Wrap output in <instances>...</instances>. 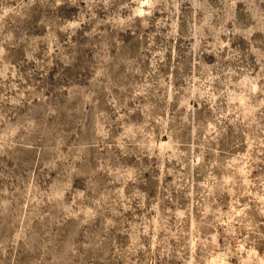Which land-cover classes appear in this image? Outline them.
Returning a JSON list of instances; mask_svg holds the SVG:
<instances>
[{"label":"clouds","instance_id":"obj_1","mask_svg":"<svg viewBox=\"0 0 264 264\" xmlns=\"http://www.w3.org/2000/svg\"><path fill=\"white\" fill-rule=\"evenodd\" d=\"M0 264H264V0H0Z\"/></svg>","mask_w":264,"mask_h":264}]
</instances>
